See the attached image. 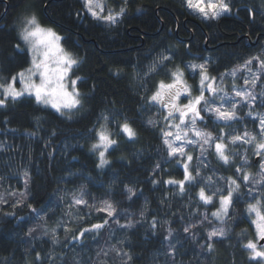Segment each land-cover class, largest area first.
Masks as SVG:
<instances>
[{
	"label": "trees",
	"instance_id": "16d2710c",
	"mask_svg": "<svg viewBox=\"0 0 264 264\" xmlns=\"http://www.w3.org/2000/svg\"><path fill=\"white\" fill-rule=\"evenodd\" d=\"M112 1L119 13L125 9L114 24L94 18L83 0H0V79L29 63L17 19L33 11L80 60L72 72L80 78L83 100L71 118L29 95L8 98L0 107V264H264L245 247L254 239L249 205L259 201L264 212V186L242 181L245 172H260L262 158L254 154L255 141L230 142L260 132L264 67L253 87L254 102L237 105L238 119L225 122L201 112L198 126L223 137L231 159L221 161L213 141L195 148L188 164L195 179L183 192L167 181L184 179V157L169 156L159 110L150 101L159 82H169L177 68L188 77V65L203 62L218 78L248 61L257 64L256 56L264 60V0H229L230 13L206 20L192 14L185 0ZM154 63L156 71L149 72ZM103 121L117 143L107 150L109 162L99 167L90 146ZM123 121L136 132L134 138L122 131ZM230 178L240 187L223 217L225 235L209 239V229L219 222L205 217L216 197L235 187ZM80 187L123 210L111 217L100 213L107 223L95 235L79 236L91 223L81 207L67 219L69 200ZM201 188L215 194L211 203L199 198ZM128 212L132 221L121 223Z\"/></svg>",
	"mask_w": 264,
	"mask_h": 264
},
{
	"label": "snow or ice",
	"instance_id": "6c2138e0",
	"mask_svg": "<svg viewBox=\"0 0 264 264\" xmlns=\"http://www.w3.org/2000/svg\"><path fill=\"white\" fill-rule=\"evenodd\" d=\"M127 0H125V3ZM93 0H86V6L88 11L94 18L104 19L109 23H116L117 16L108 15L106 17H100L96 11H93L92 8ZM187 5L189 8H192L198 11L204 19H218L220 16L228 14L232 10L231 4L228 0H187ZM98 6V5H97ZM124 8H121L120 13L118 15H122L124 12ZM19 37L28 46L27 50L31 55V67L26 71L29 75L25 78V73L20 72L17 76H13L11 78V82L6 85L0 84V88L3 89L4 98L0 99V107L4 106L6 100L10 97L12 100H17L21 96L26 93L30 96H34L37 103L50 105L53 109H55L61 115H65V110L69 114V118H71L70 113L72 110L79 109L83 106V100L81 98V94L79 90L76 88L77 80L80 79L77 77L76 79L70 80V88L69 84L66 83V79L69 77L70 70L77 66L80 63V60L73 55L71 52L67 51L64 47H62L60 41L63 39L60 35H58L53 29L45 27L39 21L38 17L35 14H30L24 16L20 22L19 26ZM17 49H20V45L17 44L15 46ZM168 56H161L160 60H169ZM254 59H259L256 57ZM246 63H251L248 61ZM190 68L196 69L199 68L201 70V89L200 94L191 98L187 104L179 105L177 101L181 96L182 92L191 95L190 87L183 80V71L177 68L175 71L171 72V82L166 83L164 80H161L157 86V90L150 97L151 101L161 104L163 107L169 109V117H172L174 113H179L178 119L181 122V125L185 123L186 118L191 116V124L193 128L195 127L196 120H203V116L201 115L202 111L208 113H214L217 119L228 122L238 119L236 108L237 104L232 103L231 107H225L223 103L216 105L214 100L206 99L204 96L205 89L212 93L213 96L218 92L222 91V89H218L214 86L215 77H209L207 75V69L205 64H191ZM261 67H264V60H261ZM157 64L154 63L149 67V72L156 71ZM17 77H19L20 83L23 85L21 90H17L15 87V83L17 81ZM34 77H38L39 82L37 83ZM205 81H211L210 83L205 84ZM248 81L245 80V84ZM255 81L253 80V84ZM235 95L237 97H241L244 100H247L251 97V93L247 91H236ZM254 99V97H252ZM203 105V107H201ZM251 113H249L250 115ZM108 117L105 116L104 120H107ZM167 119V117H166ZM149 123H152L149 121ZM259 126H260V135L264 137V116L259 117ZM177 128V132L175 134L176 140H181L183 137L180 135V125H175ZM102 130L98 133L99 143H95L92 145V149L96 150L99 148H103V151L99 152L100 164L99 167H103L109 161L105 158V151L108 147L115 145L117 143L116 140L111 139L110 135L103 130V125L101 126ZM121 129L127 136L131 139L136 136V132L129 125L127 121H125L121 125ZM171 132H166L165 136H171ZM187 133L185 132V136ZM195 135L200 137L203 140L204 144H209L210 141L217 140L215 143V150L218 158L223 161L225 164L230 162V156L227 154V145L224 144L223 137L215 138L211 132L195 130ZM247 138V139H246ZM255 136H250L248 132H245L243 136L236 135L231 138V143L235 144L237 142L243 143H251L255 141ZM165 144L168 145L170 155H186L184 153L183 147H174L173 143L169 140L165 139ZM193 141H189L192 143ZM255 155L260 156L262 158L260 162V172L256 175L245 172L242 176V181L244 183L256 182L261 186H264V140H261L256 144ZM193 157L191 155H187V160L191 161ZM247 163V161H245ZM159 167V165H157ZM237 172H241V168L236 169ZM199 173L197 172V175ZM27 176V173H25ZM258 177V179H257ZM195 179L192 172L189 171V166L187 163L184 164V179L180 181L169 180L167 183L169 184H178L180 191H184V185L186 182H191ZM210 179V178H209ZM231 179V178H230ZM27 183V181H26ZM231 184L235 185V187H230L227 191L226 195H220L219 202L220 208L217 211L213 212L212 215L217 218H221L222 216L227 215L229 207L232 205V197L233 192L239 189L240 185L237 183L235 179H231ZM127 191L134 195V191L132 188H128ZM215 195V194H213ZM200 199L205 203H211L213 200L212 195H207L204 188H201L199 191ZM76 204H84L82 198L77 199L75 201ZM259 204V201L257 202ZM257 204H250L249 211L254 212L257 219L253 221L256 225L258 241H264V213L258 208ZM31 207V205H29ZM102 211H106L108 216L111 217L116 212L114 205L108 201L103 202V208L100 209ZM207 219V217H205ZM107 223V221H105ZM131 227V224L128 225ZM93 229H99L103 227L101 224L93 225ZM155 227V224H153ZM91 229H85L80 233V236L83 237L85 232L90 231ZM190 229L188 227L184 228L185 232H188ZM225 230L223 228L214 229L213 231L208 233L209 239L217 236H224ZM73 239H78V237H73ZM206 247L209 251L212 250L213 245L207 244ZM246 248L251 250L252 258L262 257L264 258V250L258 249L257 242H253L251 240L245 245ZM264 248V246H262ZM131 257H129L130 259Z\"/></svg>",
	"mask_w": 264,
	"mask_h": 264
},
{
	"label": "rangeland",
	"instance_id": "374dc122",
	"mask_svg": "<svg viewBox=\"0 0 264 264\" xmlns=\"http://www.w3.org/2000/svg\"><path fill=\"white\" fill-rule=\"evenodd\" d=\"M83 2H84V5H85V10L89 14H91L88 11V8L86 6V0H83ZM228 2H229V0H228ZM185 3H186L185 4L186 8L192 14H194L195 16H197V17H199L201 19H204L202 17V15L198 11L188 7L187 0H185ZM92 8H93V11H96L99 14L100 17H106L108 15L118 16V14H119V12L117 11V6L112 0H93ZM30 14H35L36 15V13L33 12V11H25L18 17V19H17L18 30H19L20 22L23 19V17L27 16V15H30ZM42 25L45 26V27L53 29L49 25H46V24H42ZM53 31H54V29H53ZM21 42L23 44L22 47L27 50L28 46L25 45V43L22 40H21ZM60 43H61V41H60ZM61 45H62V43H61ZM62 47H64V46L62 45ZM27 52H28V50H27ZM28 54H29V63H28V65L24 69H21L19 72H17L14 75L10 76L8 78V80L2 81L0 79V84L6 85L7 83H10L11 82V78L13 76H17V74L20 73V72H24L25 73V78L29 75V73L26 70L31 67V55H30L29 52H28ZM255 60H256L257 64H253L252 62L251 63H243L238 68L236 67L234 69L226 71L220 77L216 78L214 86L217 87L218 89H222V91H218L214 96H213L212 93L204 91L205 98L209 99V100H214L216 105H219V104L223 103L224 106L228 107V108L231 107L232 103H236L238 105L242 101H245L247 103L252 104L254 102V99L252 97H255L254 96L255 93L253 91V87L255 86V84H256V82L258 80L260 71L263 69L261 67V65H260L261 60L260 59H255ZM193 64L200 65V64H204V63L201 62V63H193ZM189 65H191V64H189ZM189 65H188V69H190V76L187 77L185 75V72L183 70L182 71H183V80L190 87L191 95H188L187 93H183L182 92L181 96L179 97V100L177 101V103L179 105H181V106L184 105V104H187L191 98L199 95L200 94V89H201V83H200L201 82V70L199 68L192 69V68L189 67ZM73 68L70 70L69 77L66 79V83L69 84V90H71V88H70V80L77 78V76L73 75V72H72ZM207 75L209 77H213V76H210L208 73H207ZM34 79L36 80L37 83L39 82L38 77H34ZM245 80L248 81L247 84H245ZM253 80L255 81L254 84H253ZM169 82H171V79H170ZM210 82L211 81H205V84L210 83ZM166 83H168V82H166ZM15 87H16L17 90H21L23 88V85L20 83L19 77H17V81L15 83ZM76 88H77V83H76ZM236 91H247V92L251 93V97L249 99H247V100H244L241 97H237L235 95ZM25 95H28V94L26 93ZM31 97L34 98V96H31ZM3 98H4L3 89L0 88V99H3ZM150 101H151V99H150ZM151 103H153V105L157 106V109L159 110V117H158L157 121L162 126L164 141H165V139H167V140H169L170 142L173 143L174 147H183L184 153L186 154V155H180L178 153L176 155H170L169 154L170 149H169L168 145L165 144V147L167 148L169 156L178 157V161H180V158L184 157V164L185 163L189 164L190 161L187 160V155H191L192 156L193 155V151H194L195 148L200 150V149H202L203 147H205L207 145V144L203 143V140L200 137H197L195 135V130H200V131H205V130H203L200 126H198L197 120H196L195 127L193 128V126L191 124V116L186 118L185 123L181 125V122L178 119V116H179L178 112L174 113V115L172 117H169V109L168 108H165L161 104L153 102V101H151ZM41 105L52 108L50 105H44V104H41ZM201 107H203V105H201ZM53 110H55V109H53ZM65 113H66L65 114L66 116H69V114L67 113V110H65ZM205 113H208V112H205ZM211 114L216 120H219V119H217V117H216V115L214 113H211ZM166 117H167V119H166ZM124 122L125 121H123V123ZM102 125H103V130H106V132L110 135V138L115 140V137L111 134V130H110V127L108 125V121H103L100 124H98V126L96 127V129H95V139L91 143L90 147H92V145L95 144V143H99L98 133L102 130V128H101ZM175 125H180L179 131H180V135L183 137V139H181V140H176L175 139V134L177 132V128L175 127ZM259 129H260V126H259ZM166 132H171L172 135L171 136H165ZM185 132L187 133L186 136H185ZM222 134H223V132L221 133V136H222ZM125 135H127V134H125ZM255 137H256V140L254 142V154H255V151H256V147H255L256 144L258 142H260L261 140H264V137H261L260 132L257 133V135ZM189 141H193V142L189 143ZM216 142H218V141L217 140H213L212 145L214 146V148H215V143ZM108 149H109V147L107 148V150ZM90 150L92 152L96 153V155L98 156V160L100 161L99 152L103 151L104 149L103 148H99V149L93 150L91 148ZM107 150L105 151V158L106 159H107V155H106ZM184 164H183V166H184ZM199 191L197 192L198 196H199ZM207 195H210V194H207ZM81 198L84 201H86V203H84V204H76L75 201L77 199H81ZM219 198H220V196L216 197V200H215L216 201V206L210 212L211 216L209 217V216L206 215L207 220H209V219L210 220L217 219V221L219 222L218 224H215L213 227H211L209 229V232L213 231L214 229L223 228L222 221H223V217L224 216H222L221 218H217V217H214L212 215L213 212L217 211V209L220 208ZM214 199H215V196H213V200ZM104 201H108V202H110V203H112L114 205V207L116 209V212L114 213L113 216H116V215L122 213L123 210L118 209L116 204H114L108 197L101 198V197L88 196L85 193L84 189L82 187H80V188H78L76 190L74 195L69 200L68 208L69 207L70 208H69V210L66 213L67 216H68L67 219L71 220V216L72 217H76L75 214H74V210H76L78 207H81L82 211L86 214L87 220L91 221V223L86 225L83 228L82 231H84L85 229H91L90 231H87L85 233L86 234H90V235H95L100 228L99 229H93L92 226L93 225H97V224L103 225V223L105 224V219L106 218L105 219L104 218L100 219V213H105L106 215H108L106 211L100 210V209L103 208V202ZM262 213H264V212H262ZM127 215H129L130 217L129 216L125 217L121 223H124V222L126 223V221H128V222L132 221V217H131L132 214L130 212H128ZM256 219H257V217H256V215L254 213L253 217H252V221H254ZM66 226H67L66 223H64L62 225V227L64 229H66ZM253 226H254V239L252 241L253 242H257L258 249L264 250V248H262V246H264V241L259 243L258 236H257V229H256V225L254 223H253ZM80 233H79V236H80ZM258 258H260V259H262L264 261V258H262V257H258Z\"/></svg>",
	"mask_w": 264,
	"mask_h": 264
},
{
	"label": "water",
	"instance_id": "95a60500",
	"mask_svg": "<svg viewBox=\"0 0 264 264\" xmlns=\"http://www.w3.org/2000/svg\"><path fill=\"white\" fill-rule=\"evenodd\" d=\"M258 157H256L255 161H257ZM262 241H259V243H261Z\"/></svg>",
	"mask_w": 264,
	"mask_h": 264
}]
</instances>
